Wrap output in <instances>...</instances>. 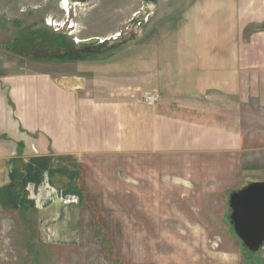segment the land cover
Returning a JSON list of instances; mask_svg holds the SVG:
<instances>
[{
  "label": "rangeland",
  "instance_id": "rangeland-1",
  "mask_svg": "<svg viewBox=\"0 0 264 264\" xmlns=\"http://www.w3.org/2000/svg\"><path fill=\"white\" fill-rule=\"evenodd\" d=\"M196 2L0 0V52L20 62L19 70L54 79L59 71L121 59L143 56L146 62L147 48L178 33L181 11ZM90 39L101 43H81ZM149 92L140 87L134 97L155 108L159 102L145 101ZM193 104L187 119L194 123L182 127L195 133L197 121L202 138L219 130V149L203 141L197 143L204 146L200 149L189 143L163 152L109 150L86 156L74 198L58 196L49 180L27 186L37 203H79L81 238L55 243L45 221L55 218L59 207L51 204L45 213L38 204L25 203L0 212V264H264V246L251 252L230 222L231 194L264 181V101L231 102L208 94Z\"/></svg>",
  "mask_w": 264,
  "mask_h": 264
},
{
  "label": "crops",
  "instance_id": "crops-1",
  "mask_svg": "<svg viewBox=\"0 0 264 264\" xmlns=\"http://www.w3.org/2000/svg\"><path fill=\"white\" fill-rule=\"evenodd\" d=\"M263 24L264 0H197L181 11L178 33L147 48L146 62L121 59L59 71L55 79L19 70L20 62L0 52V212L25 203L51 212V200L31 198L27 186L36 182L49 180L58 196L74 198L79 168L92 154L163 152L189 143L200 149L203 141L219 149V130L202 138L197 121L195 133L182 126L194 123L187 113L208 94L264 101V29L246 32ZM140 87L159 94L157 107L135 99ZM79 213L70 200L45 221L55 243L80 240Z\"/></svg>",
  "mask_w": 264,
  "mask_h": 264
},
{
  "label": "water",
  "instance_id": "water-1",
  "mask_svg": "<svg viewBox=\"0 0 264 264\" xmlns=\"http://www.w3.org/2000/svg\"><path fill=\"white\" fill-rule=\"evenodd\" d=\"M82 44L101 43L98 39ZM230 222L243 245L251 252L264 246V181H253L230 196Z\"/></svg>",
  "mask_w": 264,
  "mask_h": 264
},
{
  "label": "built area",
  "instance_id": "built-area-1",
  "mask_svg": "<svg viewBox=\"0 0 264 264\" xmlns=\"http://www.w3.org/2000/svg\"><path fill=\"white\" fill-rule=\"evenodd\" d=\"M160 100V97L157 93L149 92L145 95V101L148 105H154L157 104Z\"/></svg>",
  "mask_w": 264,
  "mask_h": 264
},
{
  "label": "trees",
  "instance_id": "trees-1",
  "mask_svg": "<svg viewBox=\"0 0 264 264\" xmlns=\"http://www.w3.org/2000/svg\"><path fill=\"white\" fill-rule=\"evenodd\" d=\"M262 29H264V24L263 25H261L260 26ZM77 51H81V50H77ZM93 58V57H92ZM92 58H89V59H92ZM60 59V58H59ZM71 59H75V60H80V57H77V56H75V55H72L71 56ZM69 59H68V57H64V60H62V61H68Z\"/></svg>",
  "mask_w": 264,
  "mask_h": 264
},
{
  "label": "bare ground",
  "instance_id": "bare-ground-1",
  "mask_svg": "<svg viewBox=\"0 0 264 264\" xmlns=\"http://www.w3.org/2000/svg\"><path fill=\"white\" fill-rule=\"evenodd\" d=\"M91 40V39H90ZM99 40V39H98Z\"/></svg>",
  "mask_w": 264,
  "mask_h": 264
}]
</instances>
